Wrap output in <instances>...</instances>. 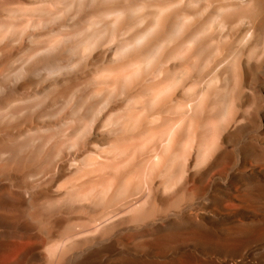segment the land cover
<instances>
[{
	"label": "rangeland",
	"instance_id": "374dc122",
	"mask_svg": "<svg viewBox=\"0 0 264 264\" xmlns=\"http://www.w3.org/2000/svg\"><path fill=\"white\" fill-rule=\"evenodd\" d=\"M1 1L16 22L25 16L47 15L41 0ZM111 1L124 0L88 3L83 13H88L97 6L96 3L105 5ZM133 1L139 4L124 15L127 23L107 20L101 27L108 36L103 32L93 33L88 52L75 48L76 42H73L74 63L71 67L45 78L35 72L12 78L10 98L3 97V100L9 111L15 113L5 119L1 116L0 124L16 122L23 127L25 117L32 115V123L24 128L44 130L43 124L58 121L57 113L40 116L38 105L19 112L18 107L41 99L54 81L66 77L71 80L60 85V91L66 92L72 85L73 89L78 85L87 104L92 106L86 128L75 136L77 144H71L72 141L57 149L56 157L60 168L63 167L59 175L45 178L38 172L26 174L18 170L12 181L41 189L43 183L55 179V187H61L72 174L73 180L75 178L76 169L68 163L86 161L98 154L111 156L110 145L104 136L112 128L119 127L120 121L123 122L122 114L135 110L139 119L123 122L122 130L141 124L135 133L143 136L153 133L161 140L162 132L158 128L151 129V121L160 115V111L167 117L183 116L187 111L192 113L186 123L188 131L178 143V151L186 157V165L179 178L165 190L160 178H153L151 197L156 199L159 207L144 220L127 224L142 226L137 232H123L124 238L131 236L124 239L123 255L126 256L134 245L151 250L140 254L133 264L176 262L178 258L191 264H264V0ZM159 2L166 7L163 11L156 9ZM143 14L147 16L146 20L141 19ZM74 20V14L72 17L60 11L25 30L10 26L9 36L0 42L6 45L0 50V59L14 60L17 53L42 44L47 36L63 35ZM156 22L166 33L161 41L164 47L159 51L153 52L154 48L146 46L135 48V54H129L120 50L116 39L112 38L122 24L129 28L128 34L136 36L142 30H153ZM77 35L73 34V38ZM150 37L157 39L153 34ZM188 45L193 48L187 54ZM138 59L141 60L138 76L134 80L125 77L129 64ZM105 72L118 76L117 82L107 90L108 84L101 78ZM151 77L162 79L163 83L155 87V98L141 104V98L133 96L132 91L136 84H143L145 88L140 96L145 95L146 88L151 86ZM104 85L103 91L96 90ZM90 90L95 91L89 95ZM74 93L78 98L81 91L77 89ZM69 98L70 93L55 98L57 105L63 106L62 119L70 118L74 110L80 118L83 110L77 109L74 103L67 104ZM163 122L166 128L172 120L164 118ZM81 123L84 120L75 121L73 125ZM54 126L60 128L65 124L61 120ZM195 132L199 136L201 156L192 149ZM149 143L148 140L139 147L142 156L149 154ZM145 191L143 188V192L129 198L140 197ZM173 198H177L175 204L165 208ZM1 200L6 201L5 198ZM144 206L145 203L141 208ZM125 212H122L124 218H128ZM201 236L204 239L211 237L210 242ZM208 259L215 263L206 261Z\"/></svg>",
	"mask_w": 264,
	"mask_h": 264
},
{
	"label": "bare ground",
	"instance_id": "6f19581e",
	"mask_svg": "<svg viewBox=\"0 0 264 264\" xmlns=\"http://www.w3.org/2000/svg\"><path fill=\"white\" fill-rule=\"evenodd\" d=\"M97 1H40L41 7L47 13L46 16L51 17L62 11L72 17L74 14L75 20L74 23L69 24L70 28L64 30L63 35L47 36L42 44H36L26 52L17 53L14 60L6 57L0 59V117L5 116L1 118L11 117L15 113L14 110L9 111L8 104L3 100V97L10 98L12 78H22L32 72L45 78L49 74L59 73L62 69L71 67L74 63L73 42H76L75 48L88 52L92 46L93 33L103 32L108 36L109 33L101 26L109 19L127 23L124 15L139 4L133 0L111 1L105 5L96 3L97 6L88 13H83L88 3L94 5ZM164 6L163 2H159L156 9L163 11L166 8ZM2 12H6L9 16L5 15V17ZM9 12L0 0V42L9 36L10 26L16 25L25 30L30 26L38 25L46 18V16L34 18L25 16L16 22ZM146 18L144 14L141 17L142 20ZM127 28L122 24L116 30V34L112 35L120 50L135 54V48L148 46L154 48V52L164 47L161 41L166 37V33L164 28H158V22L153 30H142L136 33V36L128 34L129 28ZM73 34L78 35L73 38ZM150 34L157 39L154 40ZM5 48V44H0V50ZM192 48L193 46H186L185 52L190 53ZM140 62L139 59L132 61L124 76L134 80L138 76ZM101 78H105L103 81L108 84L107 90L110 85L117 82L118 76L105 72ZM70 80L71 78L66 77L54 81L51 89L45 92L41 99L18 107L19 112L38 105L37 113L40 116L57 113L58 121L53 124H43L44 130H40V127L24 128L32 123V115L25 117L23 127L16 122L9 125L0 124V264H133L140 254L151 249L133 245L132 250L126 256L123 255V247L126 244L124 239L131 238V236L124 238L123 232L127 230L137 232L142 226L141 224L134 227L127 224L144 220L159 207L156 199L151 197L153 178L158 176L165 190L179 178L180 171L186 165V157L183 158L179 153L178 143L188 131L186 123L192 113L186 111L183 116L167 117L164 111H160V115L151 121L150 126L151 129L158 128V131L162 132L164 137L158 140L153 133L147 136L135 133L139 131L141 124L135 123V127L122 130L123 122L139 120L138 112L132 110L122 114L120 118L123 122L120 121L119 127L112 128L108 135L104 136L110 145L108 152L111 156L102 157L98 154L86 161L68 163L76 169L74 180L72 174V177L61 187H55V179H52L43 183L41 189L31 188L27 184H15L12 177L18 170L26 174L38 172L45 178L59 175L63 167L60 168L59 158L56 157L58 147L62 144L68 145L72 141L71 144L76 145L77 132L86 128V119L92 106L87 104L82 89L78 85L74 89L72 85L66 92H61L59 89L60 85ZM150 80L151 86L146 88L145 95L140 96L145 88L143 84H140L141 86L136 84L132 91L133 96L137 95L141 98L139 100L141 104L150 98H155L157 94L155 87L163 83L162 79L154 77ZM105 86L96 90L103 91ZM77 89L81 91L78 98L74 93ZM94 91L90 90L89 95ZM69 93L67 104L74 103L77 109L83 110V114L78 118L74 110L70 118L64 120L60 112L63 106H58L55 98ZM164 118L172 120L166 128ZM73 119L74 122L84 120V123L79 126L73 125ZM61 120L65 124L64 127L54 126L59 125ZM194 136L195 143L192 149L198 152L197 156H201L198 133L195 132ZM148 140L150 152L142 156L139 147ZM143 188L146 189L143 195L129 198L143 192ZM2 198L6 201H2ZM176 200L177 198H173L167 202L165 208L175 204ZM144 203L145 206L141 208ZM242 206H245V202ZM140 208L141 210L137 211ZM122 212H125L128 218H124ZM210 238L207 236L203 240L209 241ZM206 261L215 263L213 259ZM159 264L191 263L178 258L176 262L169 260L161 261Z\"/></svg>",
	"mask_w": 264,
	"mask_h": 264
}]
</instances>
